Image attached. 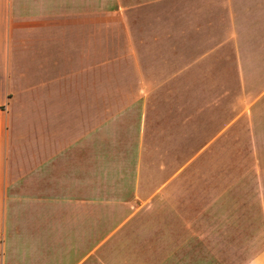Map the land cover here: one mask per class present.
Masks as SVG:
<instances>
[{
	"label": "crops",
	"instance_id": "0c3cea01",
	"mask_svg": "<svg viewBox=\"0 0 264 264\" xmlns=\"http://www.w3.org/2000/svg\"><path fill=\"white\" fill-rule=\"evenodd\" d=\"M246 118L195 251L146 164ZM205 259L264 264V0H0V264Z\"/></svg>",
	"mask_w": 264,
	"mask_h": 264
},
{
	"label": "rangeland",
	"instance_id": "374dc122",
	"mask_svg": "<svg viewBox=\"0 0 264 264\" xmlns=\"http://www.w3.org/2000/svg\"><path fill=\"white\" fill-rule=\"evenodd\" d=\"M231 90L228 88L225 90L227 95L232 93L233 96ZM246 124H248L247 118L241 121L236 128H232L218 136H216L217 133L208 130L193 133L195 137L188 143L189 146L174 148L170 153L169 149L163 148L160 162L156 165L146 164V172L153 174V171H156V173L162 175L161 183H165L171 176L177 174L173 187L193 191L192 196H188L194 202L191 216L188 215L186 219L185 214H182L185 209L181 211L176 206H173V210L168 213L175 214L178 211V219L173 221V224L176 231L181 235L189 234L190 227L193 224L195 251H205V244L200 245L197 243V240H205V231L208 230H205V208L208 210L209 206L214 207V202L217 199L216 190L224 187L225 182L232 181L226 180L225 177L235 171V160L232 157L233 144L235 140L246 139L244 133L240 131ZM212 138L219 139L218 144L212 148H205V143ZM241 149H246L244 144L241 148H238V151ZM244 159L238 160V171L241 166L246 164ZM247 168L248 165L242 170H248ZM186 220L188 226H185ZM182 224L184 226H181ZM140 228L144 227H139V223H136L130 233L138 232ZM248 262L246 259H205L203 261L204 264H247Z\"/></svg>",
	"mask_w": 264,
	"mask_h": 264
}]
</instances>
